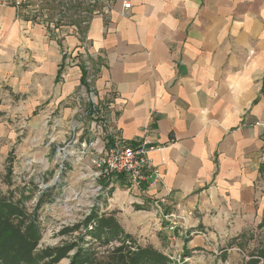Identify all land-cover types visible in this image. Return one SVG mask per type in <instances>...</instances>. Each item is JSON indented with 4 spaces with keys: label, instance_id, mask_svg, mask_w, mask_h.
I'll return each mask as SVG.
<instances>
[{
    "label": "crops",
    "instance_id": "crops-1",
    "mask_svg": "<svg viewBox=\"0 0 264 264\" xmlns=\"http://www.w3.org/2000/svg\"><path fill=\"white\" fill-rule=\"evenodd\" d=\"M2 1L0 160L51 168L58 148L77 152L75 138L92 144L69 157V180L91 179L107 144L144 142L146 179L109 184L125 187L150 223L173 224L168 239L238 250L264 211V0H128L126 11L110 0L85 28L50 35Z\"/></svg>",
    "mask_w": 264,
    "mask_h": 264
},
{
    "label": "rangeland",
    "instance_id": "rangeland-1",
    "mask_svg": "<svg viewBox=\"0 0 264 264\" xmlns=\"http://www.w3.org/2000/svg\"><path fill=\"white\" fill-rule=\"evenodd\" d=\"M83 8L90 11L87 5ZM69 23L78 24L79 28L77 21ZM14 156L0 160V192L13 196L14 200H20L29 216H32L36 205L41 201L36 210L40 237L31 251V254H35V264H72V259L80 248L79 243L83 248L82 252H86L83 259L78 258L81 264H126L127 260H118L117 255L125 256L128 251L139 253L140 250L144 254L135 257V264H156V257L150 254L153 251L164 257L160 264H246L249 255L263 246V230L252 228L244 233L243 243L238 244V250L229 251V248L235 246H229L225 242L188 249L186 241L191 235L186 241L172 238V234H169L171 239H168L165 231L171 233L172 230L161 229L160 225L150 223L143 207L129 201L132 197L125 187L109 184L111 177L89 179L88 176H81V179L69 180L74 166L72 162L76 164V159H69L71 155L62 159L60 152H57L53 166L47 167L45 171L36 163L28 164L30 159L17 160L13 159ZM8 170L11 171L9 175ZM57 175L58 180L52 184L51 179ZM46 181L49 182V187L44 188L41 182ZM92 209L108 224L119 226L120 231L116 237L108 239L103 235L96 238L86 234L81 223ZM67 245L71 248L57 257L59 253L55 254L56 249ZM52 257H55L53 261ZM144 257L152 261H147Z\"/></svg>",
    "mask_w": 264,
    "mask_h": 264
},
{
    "label": "built area",
    "instance_id": "built-area-1",
    "mask_svg": "<svg viewBox=\"0 0 264 264\" xmlns=\"http://www.w3.org/2000/svg\"><path fill=\"white\" fill-rule=\"evenodd\" d=\"M109 1L110 0H3L1 4L13 6L19 15L23 14L28 20L36 22L47 30V34L50 35L56 29L64 26L74 29L78 28V24L69 23L72 20L79 23L80 29L85 28L92 16L109 11ZM86 5L90 7V11H86L83 8ZM130 5L128 0H123L124 11L128 10ZM69 60H71V56H69ZM86 70L88 74L87 83H90L93 78V68L88 62L86 64ZM85 98L92 111L96 110L99 106V102L97 101L95 92L92 89H87ZM257 125L263 128L264 141V122H257ZM72 128L75 133L76 126ZM68 143L71 145L77 144V152L71 151L73 152L72 154L66 153V147L62 146L57 149L62 159L67 158L69 155L76 156L77 154L83 158V156L89 153L92 144L83 141L78 142L75 138ZM151 149L153 148H146L144 142L134 146L116 139L113 143L107 144L101 154L91 158L92 169H90V177L96 179L98 177L108 178L117 174H126L132 185H138L146 179L147 169H149L146 154L147 151ZM262 161L264 162V148ZM27 163L34 164L32 160H30V162L28 160ZM42 169L45 171L47 168ZM151 171L155 173L156 177L158 176L157 169H152ZM58 178L59 175L53 176L51 179V182H53L52 184H54ZM41 185L47 188L49 187V182H41ZM169 229H174L173 224L169 226Z\"/></svg>",
    "mask_w": 264,
    "mask_h": 264
},
{
    "label": "trees",
    "instance_id": "trees-1",
    "mask_svg": "<svg viewBox=\"0 0 264 264\" xmlns=\"http://www.w3.org/2000/svg\"><path fill=\"white\" fill-rule=\"evenodd\" d=\"M7 173L9 175L11 171L8 170ZM117 175L121 179L123 178L122 174ZM40 205L41 201L39 200L31 214L32 216H29L22 207L20 200H14L13 196L4 195L0 192V264H35L36 258L33 256L35 254H31V251L35 248L40 237V226L36 214V210H38ZM81 224H83L86 234L96 238H101V236L105 235L108 239H111L116 237L120 231L119 226L112 225L111 223L108 224L102 216L98 215L95 209L91 210L90 214L86 216ZM257 228L263 230V246L249 255L246 264H264V211L262 220ZM82 235L83 234H81V236ZM80 240L82 242V238ZM80 244L81 243L78 244L80 248L75 253V258L72 259L71 262L72 264H81L78 258L80 257L83 259L86 255V252H82L83 248ZM70 248L69 245L60 247L56 249L55 254L59 253L57 257H60L61 252L65 253ZM116 251L119 250L116 249ZM153 252H150L151 256L157 259L154 263H163L164 257L162 258L161 255ZM140 254L142 255L144 252H142V250H140L139 253L128 251L125 256L118 254L117 259H126V264H135L137 261L135 257ZM53 259H55V257L51 258L52 261ZM144 259L150 262L152 261V259H148V257H144ZM144 259H142V261Z\"/></svg>",
    "mask_w": 264,
    "mask_h": 264
}]
</instances>
